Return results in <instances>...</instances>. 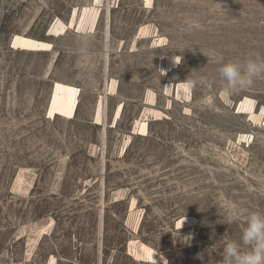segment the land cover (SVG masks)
Masks as SVG:
<instances>
[{"label": "rangeland", "instance_id": "rangeland-1", "mask_svg": "<svg viewBox=\"0 0 264 264\" xmlns=\"http://www.w3.org/2000/svg\"><path fill=\"white\" fill-rule=\"evenodd\" d=\"M220 57L264 59V0H0V264L246 251L230 217L264 213V77L226 94ZM56 84L72 116L50 117Z\"/></svg>", "mask_w": 264, "mask_h": 264}, {"label": "clouds", "instance_id": "clouds-1", "mask_svg": "<svg viewBox=\"0 0 264 264\" xmlns=\"http://www.w3.org/2000/svg\"><path fill=\"white\" fill-rule=\"evenodd\" d=\"M221 66L218 72L226 86L223 91L230 94L236 90L251 87L255 79L264 77V59L248 58L245 62H224L223 57L217 61ZM189 86L191 81L187 80ZM233 221L243 220L242 243L247 250H241V244L228 241L223 248L222 264H264V213L259 211H234L230 217Z\"/></svg>", "mask_w": 264, "mask_h": 264}, {"label": "bare ground", "instance_id": "bare-ground-1", "mask_svg": "<svg viewBox=\"0 0 264 264\" xmlns=\"http://www.w3.org/2000/svg\"><path fill=\"white\" fill-rule=\"evenodd\" d=\"M50 46V44L45 42L17 36L12 47L14 49L37 52L49 51ZM76 97V89L73 87L56 84L50 104V117L53 118L55 115L72 116L77 108Z\"/></svg>", "mask_w": 264, "mask_h": 264}]
</instances>
